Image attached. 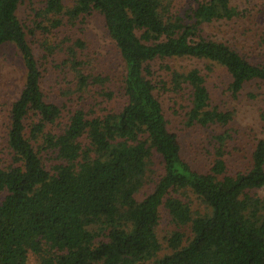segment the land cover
Returning a JSON list of instances; mask_svg holds the SVG:
<instances>
[{
	"label": "trees",
	"instance_id": "1",
	"mask_svg": "<svg viewBox=\"0 0 264 264\" xmlns=\"http://www.w3.org/2000/svg\"><path fill=\"white\" fill-rule=\"evenodd\" d=\"M177 1L43 0L53 29L64 16L74 25L100 15L124 63L118 109L100 108L96 99L90 110L67 112V105L47 99L44 73L18 15L33 0H0V49L16 45L26 77L0 150V264H31V256L37 264H264V197L258 193L264 140L241 171H231L223 148L206 172L197 171L184 158L158 95L170 78L176 91L188 90L187 127L229 125L235 113L212 106L200 69L184 73L165 62L222 66L234 96L249 84L264 85V21L234 0H196L185 12L174 10ZM261 14L264 1L255 19ZM212 24L233 33L214 39L205 33ZM88 45L82 37L63 40V65L79 92L98 88L112 101L110 76L94 73L82 58ZM158 62L162 74L155 76ZM188 194L202 210L193 209ZM163 215L177 227L164 243L157 234Z\"/></svg>",
	"mask_w": 264,
	"mask_h": 264
},
{
	"label": "rangeland",
	"instance_id": "2",
	"mask_svg": "<svg viewBox=\"0 0 264 264\" xmlns=\"http://www.w3.org/2000/svg\"><path fill=\"white\" fill-rule=\"evenodd\" d=\"M263 1L234 0V4L240 11L248 9L250 18L264 21V14L255 19V11ZM195 2L196 0H178L174 5V10L185 12L194 6ZM18 15L26 27L29 34L28 40H30L44 73L43 91L49 101L62 106L67 105V112L76 108L90 110L95 105L96 99H99L100 108L118 109L123 102L118 92L124 80V63L115 44L108 36L100 15L94 14L88 17L86 22L83 23L79 20L74 25H70L67 17L64 16L61 18L63 25L53 29L51 28L53 16L45 15L43 0H33V2L23 4ZM223 27L207 25L205 33L214 39L226 41L224 38L233 32L225 30ZM67 37H71L73 40L82 37L87 40L89 45L83 51L82 58L88 63V66H94L96 70L94 73L110 76L111 89L116 93L112 101H105L104 98H101L97 93L98 88L87 94L78 91L76 81L73 82V71L63 65L67 47L63 51L61 42ZM251 45L254 46L252 41ZM251 49L246 48L245 52ZM166 63L184 73L195 68L200 69L206 78L212 106L220 108L221 111L235 113L233 120L227 126H203L196 123L192 127H187L189 119L187 113L190 107L188 90L176 91L170 83V78L167 79L169 83L158 89V95L163 102L171 130L180 137L184 147V158L195 170L206 172L212 165L216 150L223 148L226 149L225 159L231 166V171L243 170L249 164L256 144L260 140H264V85L249 84L240 94L234 96L228 91L230 75L222 66L196 59H175L166 61ZM162 65L159 62L153 64L155 76L162 74ZM25 78L23 60L16 45L4 44L0 49V150L6 147L11 105L18 99ZM222 134L229 135V139L224 142L218 141L217 137ZM156 168L157 166L152 167L154 170ZM258 193L264 197V189ZM187 196L194 210L203 209L196 196H192V194ZM175 230L177 227L163 215L157 228L160 241L164 243L165 236H169ZM30 259L31 264H37L34 256H31Z\"/></svg>",
	"mask_w": 264,
	"mask_h": 264
}]
</instances>
